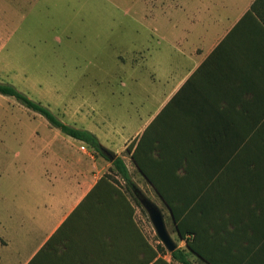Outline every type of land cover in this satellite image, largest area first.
<instances>
[{"label":"crops","instance_id":"1","mask_svg":"<svg viewBox=\"0 0 264 264\" xmlns=\"http://www.w3.org/2000/svg\"><path fill=\"white\" fill-rule=\"evenodd\" d=\"M164 7L170 14L168 63L158 68L157 82H149L153 101L138 100V122L124 123L133 126L123 151L182 88L192 122L210 127L212 139H237L238 127L249 125L241 136L256 142L252 181L227 185L217 203L223 217L234 214L248 225L227 230L230 243L219 252L232 264H264V0H168ZM77 128L108 149L110 123ZM50 137L32 138L18 153L27 174L9 198L20 202L19 211L0 212V264H129L131 240L142 232L138 207L88 196L111 164L92 149L83 156L78 140ZM165 259L149 264H183ZM196 259L190 256L191 264H201Z\"/></svg>","mask_w":264,"mask_h":264},{"label":"rangeland","instance_id":"2","mask_svg":"<svg viewBox=\"0 0 264 264\" xmlns=\"http://www.w3.org/2000/svg\"><path fill=\"white\" fill-rule=\"evenodd\" d=\"M165 4L168 0H0V82L13 84L71 125L110 123L108 149L122 153L142 191L162 209L179 248L187 250L168 208L123 151L133 126L124 123L138 122L139 101H153L148 88H154L150 83L157 82L158 68L168 63L171 29ZM45 135L54 142L70 138L0 95L1 213L19 211L20 202L9 199L13 184L24 182L27 174L18 153L32 138ZM77 148L90 157L91 151ZM136 218L144 238L155 249L164 247L145 210L138 207Z\"/></svg>","mask_w":264,"mask_h":264},{"label":"trees","instance_id":"3","mask_svg":"<svg viewBox=\"0 0 264 264\" xmlns=\"http://www.w3.org/2000/svg\"><path fill=\"white\" fill-rule=\"evenodd\" d=\"M0 95L11 97L41 115L52 127L85 143L112 164L110 173L98 180L88 196L118 197L130 205L134 201L143 209L137 198V194L143 191L124 158L107 149L94 133L66 123L48 106L32 99L13 84L0 82ZM209 129L192 122L182 88L126 149L138 173L168 208L176 232L186 244L187 250L178 248L170 253L171 260L183 264H191V255L207 264H232V259L226 257L224 251L219 252L225 243H230L227 230L248 225L246 221L240 222L234 214L227 219L223 217L217 203L219 192L231 188L227 185L252 181L250 166L253 157L250 152L256 142L241 136L249 134L250 126L238 127L240 136L237 139H212L207 134ZM223 129L228 131V126ZM105 152L111 153L114 159L111 160ZM120 181L124 185H120ZM131 242L129 264L166 260L165 248L159 245L155 249L141 231H137Z\"/></svg>","mask_w":264,"mask_h":264},{"label":"water","instance_id":"4","mask_svg":"<svg viewBox=\"0 0 264 264\" xmlns=\"http://www.w3.org/2000/svg\"><path fill=\"white\" fill-rule=\"evenodd\" d=\"M105 154L111 159H114V156L109 153L105 152ZM137 198L142 206V208L147 213L152 226L159 238L162 242L164 247L167 249L169 253L176 251L179 248L178 243L173 239L172 235L170 234L165 215L162 209L152 200L150 199L145 193L141 192L137 194Z\"/></svg>","mask_w":264,"mask_h":264},{"label":"built area","instance_id":"5","mask_svg":"<svg viewBox=\"0 0 264 264\" xmlns=\"http://www.w3.org/2000/svg\"><path fill=\"white\" fill-rule=\"evenodd\" d=\"M81 150L85 153H89L91 149L85 143H82Z\"/></svg>","mask_w":264,"mask_h":264}]
</instances>
